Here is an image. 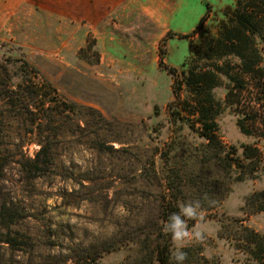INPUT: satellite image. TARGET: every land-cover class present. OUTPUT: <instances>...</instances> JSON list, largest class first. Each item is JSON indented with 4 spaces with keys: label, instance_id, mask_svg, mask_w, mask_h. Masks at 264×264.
Listing matches in <instances>:
<instances>
[{
    "label": "rangeland",
    "instance_id": "obj_1",
    "mask_svg": "<svg viewBox=\"0 0 264 264\" xmlns=\"http://www.w3.org/2000/svg\"><path fill=\"white\" fill-rule=\"evenodd\" d=\"M259 3L0 0V264L264 259Z\"/></svg>",
    "mask_w": 264,
    "mask_h": 264
},
{
    "label": "trees",
    "instance_id": "obj_2",
    "mask_svg": "<svg viewBox=\"0 0 264 264\" xmlns=\"http://www.w3.org/2000/svg\"><path fill=\"white\" fill-rule=\"evenodd\" d=\"M259 7H261V9ZM263 7H264V0H260L259 5L255 4L253 6L254 10L259 8L260 13L264 12ZM241 24H243L244 26H249L250 24L251 30L252 31L255 30V25H253L252 20L248 21L247 19ZM14 62L15 63L21 62L24 65H27L21 59H16L14 60ZM23 90L28 93L29 97H32V95L33 94L35 95L36 93L35 90H33V86L24 87ZM22 105H23V109H25L26 111L30 113L29 106L26 103ZM43 156L47 157L48 159V161L46 160L44 162V165L51 167L54 162V158H53L54 156H53L52 148L49 147L48 145H41V148L39 152L37 153L36 159L34 161L35 164L40 163V158ZM49 167H47V169H50ZM174 213H175V216H173ZM161 221L163 224L161 225V227L158 228V230H155L154 232L155 233L154 241H155L156 259L158 261V264H172L171 262L172 238L174 236L176 229H178L179 227H183L186 223L184 221V217L181 215L180 206L178 204L177 199H174L173 202L169 204L168 213L161 216ZM260 259L261 258H258L259 264H264V259H261V260Z\"/></svg>",
    "mask_w": 264,
    "mask_h": 264
},
{
    "label": "clouds",
    "instance_id": "obj_3",
    "mask_svg": "<svg viewBox=\"0 0 264 264\" xmlns=\"http://www.w3.org/2000/svg\"><path fill=\"white\" fill-rule=\"evenodd\" d=\"M185 211H186V213H187L189 216L192 214V209H191V208H188V209H186ZM173 216H175V213L173 214ZM177 235H179V234H177ZM184 235L187 236L188 233H184ZM186 257H187V253L183 252V253H181L177 258H178L179 260H181V261H184V260L186 259Z\"/></svg>",
    "mask_w": 264,
    "mask_h": 264
}]
</instances>
